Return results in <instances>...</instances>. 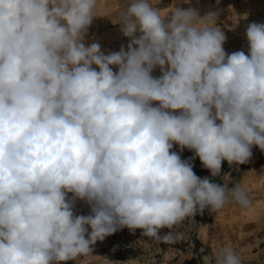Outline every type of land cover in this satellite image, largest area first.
<instances>
[{
    "label": "clouds",
    "instance_id": "1",
    "mask_svg": "<svg viewBox=\"0 0 264 264\" xmlns=\"http://www.w3.org/2000/svg\"><path fill=\"white\" fill-rule=\"evenodd\" d=\"M98 9L0 0V264H66L124 228L171 243L162 230L186 218L250 206L240 185L213 178L264 152V23L228 53L218 11L162 17L132 0L118 23L127 46L105 53L86 43ZM201 260L242 264L228 246Z\"/></svg>",
    "mask_w": 264,
    "mask_h": 264
},
{
    "label": "rangeland",
    "instance_id": "2",
    "mask_svg": "<svg viewBox=\"0 0 264 264\" xmlns=\"http://www.w3.org/2000/svg\"><path fill=\"white\" fill-rule=\"evenodd\" d=\"M132 0H99L98 13L88 29L86 43L98 42L102 51H119L128 44V38L120 32V15ZM162 17L175 6L192 7L203 17L208 11H218L215 27L226 36L224 49L228 53L246 51L245 30L249 23H264V0H150ZM116 69L114 68V71ZM153 75L159 76L157 69ZM173 150L178 151L174 145ZM252 157L244 164L229 165L222 162L221 174L213 178L216 183L240 185L248 195L250 206L241 208L229 201L217 212L207 210L194 218H186L172 229L175 237L171 243L156 241L142 236V230L134 232L124 228L97 241L93 245V256L79 257L66 264H202L201 258L213 255L223 246L233 248L241 257L242 264H264V152L253 146ZM194 153L185 149L182 159ZM193 171L199 177L211 178L199 158L193 161ZM76 214L87 215L88 207L78 202ZM106 258V259H105ZM110 261V262H109Z\"/></svg>",
    "mask_w": 264,
    "mask_h": 264
}]
</instances>
